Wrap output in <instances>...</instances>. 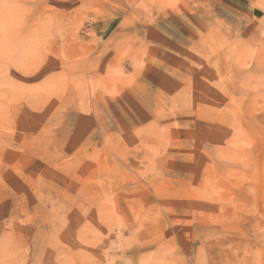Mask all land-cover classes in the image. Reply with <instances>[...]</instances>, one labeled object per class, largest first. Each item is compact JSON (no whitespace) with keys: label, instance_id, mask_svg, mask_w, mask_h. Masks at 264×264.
Wrapping results in <instances>:
<instances>
[{"label":"rangeland","instance_id":"374dc122","mask_svg":"<svg viewBox=\"0 0 264 264\" xmlns=\"http://www.w3.org/2000/svg\"><path fill=\"white\" fill-rule=\"evenodd\" d=\"M0 264H264V0H0Z\"/></svg>","mask_w":264,"mask_h":264},{"label":"crops","instance_id":"0c3cea01","mask_svg":"<svg viewBox=\"0 0 264 264\" xmlns=\"http://www.w3.org/2000/svg\"><path fill=\"white\" fill-rule=\"evenodd\" d=\"M253 13H254V17L256 18L257 16H256L255 14H258V13H256V11H255V10L253 11Z\"/></svg>","mask_w":264,"mask_h":264}]
</instances>
